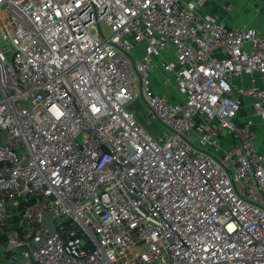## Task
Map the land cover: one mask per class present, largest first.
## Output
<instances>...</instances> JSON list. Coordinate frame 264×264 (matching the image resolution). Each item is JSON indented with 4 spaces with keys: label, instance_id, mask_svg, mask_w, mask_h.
Returning a JSON list of instances; mask_svg holds the SVG:
<instances>
[{
    "label": "built area",
    "instance_id": "2783aa9c",
    "mask_svg": "<svg viewBox=\"0 0 264 264\" xmlns=\"http://www.w3.org/2000/svg\"><path fill=\"white\" fill-rule=\"evenodd\" d=\"M200 5L0 0L1 264H264V26Z\"/></svg>",
    "mask_w": 264,
    "mask_h": 264
},
{
    "label": "crops",
    "instance_id": "0c3cea01",
    "mask_svg": "<svg viewBox=\"0 0 264 264\" xmlns=\"http://www.w3.org/2000/svg\"><path fill=\"white\" fill-rule=\"evenodd\" d=\"M200 2L199 10L205 14L217 16L219 20L229 26H239L251 23L257 26H264V20L260 21L258 13L262 11L261 4L264 1L260 0H183ZM257 2H261L258 4ZM173 57V56H171ZM161 56L155 57V70L157 75L165 80L166 76L159 68ZM163 82V80H162ZM172 84V83H171ZM176 88V87H175ZM161 89V88H160ZM177 89V88H176ZM166 96L163 90L158 91ZM177 92L178 89H177ZM167 97V96H166Z\"/></svg>",
    "mask_w": 264,
    "mask_h": 264
},
{
    "label": "rangeland",
    "instance_id": "374dc122",
    "mask_svg": "<svg viewBox=\"0 0 264 264\" xmlns=\"http://www.w3.org/2000/svg\"><path fill=\"white\" fill-rule=\"evenodd\" d=\"M260 1V0H258ZM258 4H261V2H257ZM262 11L258 13V17L260 21L264 20V2L261 4ZM259 74H256V82L261 83V79L258 76ZM244 83L246 86L250 87L252 86V76L251 74H245L243 76ZM163 80V82H162ZM234 80L239 84V86H242V82L240 77H235ZM150 82H151V88L155 91L163 90L167 96V99L169 101H176V100H182L184 99V95H181L180 92H177V86L175 82H171L168 85L165 84V80L161 78L159 75H157V71L155 68H153V71L150 75ZM140 85V82H139ZM177 89H176V88ZM161 88V89H160ZM179 91V90H178ZM129 109L134 112L136 115L138 121L143 124L151 133L155 134L156 137L163 136L165 134L164 124L158 117H152L149 113V106L145 99L143 98V95L140 94L138 97H136L135 100L130 102ZM225 131V129L223 130ZM3 255V251L0 248V257ZM1 264V262H0Z\"/></svg>",
    "mask_w": 264,
    "mask_h": 264
}]
</instances>
